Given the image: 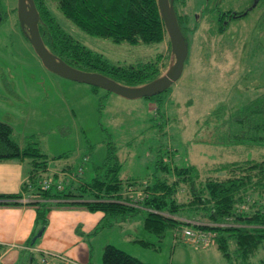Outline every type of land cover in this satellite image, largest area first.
Wrapping results in <instances>:
<instances>
[{"label":"rangeland","instance_id":"374dc122","mask_svg":"<svg viewBox=\"0 0 264 264\" xmlns=\"http://www.w3.org/2000/svg\"><path fill=\"white\" fill-rule=\"evenodd\" d=\"M44 1L67 34L110 64L136 66L160 56L157 66L164 73L170 55L167 38L159 44L130 45L90 36L64 18L55 2ZM174 6L187 29L188 55L181 76L164 92L161 105L148 98L124 99L48 71L16 24V0H0V122L12 128V139L21 144L33 136L41 154L48 159L61 156L54 162L68 165L70 172L85 181L106 157L109 142L116 148L122 179L150 178L160 160L168 165H193L204 175L225 162L264 158L263 147H227L212 142L227 127L216 128L224 118L215 119L214 109L240 108L264 95V1L179 0ZM245 10L248 13L243 17L228 22L219 19V11ZM184 196L185 192L178 193L180 200ZM80 209L88 212L66 203L54 206V224L44 230L46 225L42 229L37 223L26 242L44 246L45 240L55 249L57 245L51 241L61 236L57 229L68 241L79 239L77 246L87 247L92 264H101L107 244L145 264H171L172 230L160 240L147 233L142 228L144 213L106 220L99 228L95 222L86 232L75 223ZM59 219H65L61 229ZM134 239H143L150 246L143 247L132 242ZM176 246L183 250L190 247L182 241ZM210 249L219 255L214 247ZM262 256L259 249L256 258ZM22 262L25 258L21 255L16 264ZM196 263L226 264L218 258Z\"/></svg>","mask_w":264,"mask_h":264},{"label":"trees","instance_id":"16d2710c","mask_svg":"<svg viewBox=\"0 0 264 264\" xmlns=\"http://www.w3.org/2000/svg\"><path fill=\"white\" fill-rule=\"evenodd\" d=\"M33 1L44 45L69 66L102 74L127 86L150 82L161 74L157 66L160 56L155 61L136 66L110 64L67 34L44 0ZM52 1L64 18L90 36L130 45L159 44L167 38L156 0ZM178 1L173 0V4ZM173 7L188 45L187 29ZM13 11L16 12V8ZM219 19L221 21L225 17ZM16 24L19 27L18 22ZM19 30L24 35L20 27ZM168 46L170 52L169 42ZM163 94L148 99L162 105ZM212 114L217 120L224 118L221 125H216L217 129L224 124L227 126L217 140L212 141L214 144L264 149V95L236 109L219 106ZM11 133L12 128L0 122V161L29 160L28 179L22 189L26 191L28 186L35 189L32 197L35 201L27 205L33 207L35 223H40L42 229L47 224L48 212L61 203L78 206L90 213H102L98 228L106 220H124L144 213L142 228L159 240L172 230L173 245L182 241L202 249L206 246L189 242L182 231L189 228L207 232L210 234L208 248L214 247L226 264H264V158L225 162L210 168L204 175L193 165H168L160 160L156 162L150 178L122 179L116 148L109 142L106 157L95 167L89 181L69 171L65 173L69 176L63 178L67 182H62L59 177L63 172L50 174L47 170L48 164L61 159V156L48 159L40 153L33 136L25 138L23 146H20L12 139ZM47 178L61 183V189H56L54 184L41 191L39 183ZM180 191L185 192L184 200L178 198ZM19 199V194H0V205H15L11 202ZM132 242L150 246L143 239ZM259 249L263 250V256L256 258ZM101 264L145 263L107 244L102 250Z\"/></svg>","mask_w":264,"mask_h":264},{"label":"crops","instance_id":"0c3cea01","mask_svg":"<svg viewBox=\"0 0 264 264\" xmlns=\"http://www.w3.org/2000/svg\"><path fill=\"white\" fill-rule=\"evenodd\" d=\"M24 141L20 144L23 146ZM48 173H60L64 174L69 172L68 165L56 164L52 162L48 164ZM29 171V160L28 159H19V160H4L0 161V194H19L21 199L32 198L35 192L34 188L28 186L27 190L24 191L22 186L28 179ZM61 174L59 179L64 180L63 178L68 177V174ZM38 199V197H37ZM11 203L15 205H0V253H2L1 264H16L20 261L21 255L23 259L25 258L24 264H32L38 258V254L43 251H49L57 253V255L65 257L69 262H65L61 259L49 257V264H90L91 255L90 251L83 245L82 247L77 246L80 242L79 239H73L68 241L64 236L62 230H55L60 233L59 238H55L51 243L56 244L57 247L54 249L52 246L45 244L43 240L42 245L33 246L31 243L26 242L33 235L36 227L35 223V212L33 207L27 204L21 203L20 199ZM80 214L79 222L82 225V228L87 231H91L95 222L97 224L102 218V213L95 212L94 214L78 211ZM53 211H49L47 214V224L44 230L47 229L49 224L53 225V218H57V214L53 216ZM64 218V217H63ZM65 219L57 220L59 229L64 227ZM92 220V221H91ZM53 233V232H52ZM52 233L48 238L52 236ZM32 246L30 251L22 250L23 247L27 245ZM46 245V246H45ZM190 246V245H189ZM188 246V247H189ZM14 247V248H12ZM172 259L171 264H198L199 262L209 261L212 258H215L219 263L222 259L220 255H213V251L210 248L197 249L190 246L187 250L177 247L176 244L172 243ZM209 251V252H208ZM216 254L217 251H215ZM211 256V257H210ZM216 256V257H215ZM218 256V257H217ZM96 260V258H95ZM92 264V263H91Z\"/></svg>","mask_w":264,"mask_h":264},{"label":"water","instance_id":"95a60500","mask_svg":"<svg viewBox=\"0 0 264 264\" xmlns=\"http://www.w3.org/2000/svg\"><path fill=\"white\" fill-rule=\"evenodd\" d=\"M156 3L170 45L169 62L164 73L150 82L137 86L123 85L102 74L75 69L52 54L40 37L39 15L33 0H16V16L20 29L45 69L64 79L87 84L132 100L151 98L165 92L181 76L188 55V45L178 25L173 0H156Z\"/></svg>","mask_w":264,"mask_h":264},{"label":"built area","instance_id":"2783aa9c","mask_svg":"<svg viewBox=\"0 0 264 264\" xmlns=\"http://www.w3.org/2000/svg\"><path fill=\"white\" fill-rule=\"evenodd\" d=\"M55 184V188L56 189H61V183L59 182H54L52 181L50 178L47 179H43L42 182L39 183V188L41 191H45L50 189L51 186H53ZM32 199H23L21 200L22 203H28L30 202ZM182 235L184 237H186V239L191 242V243H199V244H203V246H207L209 243V239H210V234L207 232H202V231H194L191 230L189 228H184L182 231ZM22 250H28V247H23ZM54 257V258H58L61 259L65 262H69L65 257L57 255V254H52L49 252H42L39 259H37L36 261H34L32 264H49V257ZM1 258H2V253H0V264H1Z\"/></svg>","mask_w":264,"mask_h":264},{"label":"flooded vegetation","instance_id":"af4514ba","mask_svg":"<svg viewBox=\"0 0 264 264\" xmlns=\"http://www.w3.org/2000/svg\"><path fill=\"white\" fill-rule=\"evenodd\" d=\"M173 6H174V4H173ZM247 10L242 11L241 13H237L234 11H227V12H220L219 11L218 14H220L219 17H222V16L225 17L226 21H224V22H228L230 19L240 18V17L245 16L249 11V10L248 11Z\"/></svg>","mask_w":264,"mask_h":264}]
</instances>
